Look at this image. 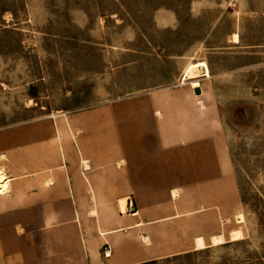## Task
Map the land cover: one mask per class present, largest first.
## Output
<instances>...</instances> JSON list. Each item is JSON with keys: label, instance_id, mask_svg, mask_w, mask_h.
<instances>
[{"label": "crops", "instance_id": "0c3cea01", "mask_svg": "<svg viewBox=\"0 0 264 264\" xmlns=\"http://www.w3.org/2000/svg\"><path fill=\"white\" fill-rule=\"evenodd\" d=\"M200 88L162 86L0 127V264H141L194 250L199 236L229 239L217 218L236 204L231 159ZM123 198L135 212H120ZM206 214L207 231L174 242L173 226H204Z\"/></svg>", "mask_w": 264, "mask_h": 264}, {"label": "rangeland", "instance_id": "374dc122", "mask_svg": "<svg viewBox=\"0 0 264 264\" xmlns=\"http://www.w3.org/2000/svg\"><path fill=\"white\" fill-rule=\"evenodd\" d=\"M192 62L209 69L200 87L218 111L236 186L218 226L244 238L141 264H264V0H0V127L191 86ZM203 218L173 226L174 242L207 231L215 218Z\"/></svg>", "mask_w": 264, "mask_h": 264}, {"label": "bare ground", "instance_id": "6f19581e", "mask_svg": "<svg viewBox=\"0 0 264 264\" xmlns=\"http://www.w3.org/2000/svg\"><path fill=\"white\" fill-rule=\"evenodd\" d=\"M239 36L237 33L233 35V41L238 42ZM202 67H205V72L209 75V69L205 62H192L185 69L184 80L188 81L192 87H200L201 80V71ZM2 173H0V192H7L8 188V178L5 174V169L2 168ZM174 196H176V192H173ZM118 207L121 213H127L128 209V201L126 198L120 199L118 203ZM237 222L241 223L245 221V216L242 212L237 213L236 215ZM241 226V225H240ZM244 238V233L241 228H237L232 230L229 235V239H226L223 235L212 236L210 239L209 245L206 243L205 239L202 236L195 238L194 245L195 249H203L207 246H216L221 245L227 241H238Z\"/></svg>", "mask_w": 264, "mask_h": 264}, {"label": "water", "instance_id": "95a60500", "mask_svg": "<svg viewBox=\"0 0 264 264\" xmlns=\"http://www.w3.org/2000/svg\"><path fill=\"white\" fill-rule=\"evenodd\" d=\"M194 92L197 94V95H200L202 93V90L200 87H194ZM136 211V207L134 205V203L132 201H129L128 202V209H127V212L128 213H132V212H135Z\"/></svg>", "mask_w": 264, "mask_h": 264}, {"label": "built area", "instance_id": "2783aa9c", "mask_svg": "<svg viewBox=\"0 0 264 264\" xmlns=\"http://www.w3.org/2000/svg\"><path fill=\"white\" fill-rule=\"evenodd\" d=\"M110 254H111L110 247L107 246L106 249H105V256H110Z\"/></svg>", "mask_w": 264, "mask_h": 264}, {"label": "trees", "instance_id": "16d2710c", "mask_svg": "<svg viewBox=\"0 0 264 264\" xmlns=\"http://www.w3.org/2000/svg\"><path fill=\"white\" fill-rule=\"evenodd\" d=\"M206 248V247H205ZM204 249V248H203ZM200 250V249H199ZM184 254H187V253H183V254H179V255H184ZM179 255H176V256H179ZM155 261V260H153ZM153 261H149V262H153ZM145 263H148V262H145Z\"/></svg>", "mask_w": 264, "mask_h": 264}]
</instances>
